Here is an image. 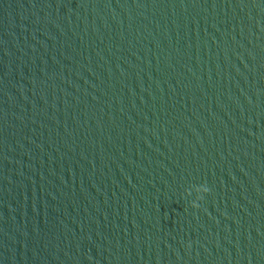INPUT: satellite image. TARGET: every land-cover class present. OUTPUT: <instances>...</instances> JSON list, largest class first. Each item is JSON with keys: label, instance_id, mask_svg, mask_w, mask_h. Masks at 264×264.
Segmentation results:
<instances>
[{"label": "water", "instance_id": "obj_1", "mask_svg": "<svg viewBox=\"0 0 264 264\" xmlns=\"http://www.w3.org/2000/svg\"><path fill=\"white\" fill-rule=\"evenodd\" d=\"M0 264H264V0H0Z\"/></svg>", "mask_w": 264, "mask_h": 264}]
</instances>
